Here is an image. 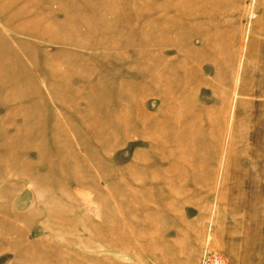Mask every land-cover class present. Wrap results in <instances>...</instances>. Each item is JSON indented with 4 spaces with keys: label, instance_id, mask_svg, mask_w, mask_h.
<instances>
[{
    "label": "rangeland",
    "instance_id": "374dc122",
    "mask_svg": "<svg viewBox=\"0 0 264 264\" xmlns=\"http://www.w3.org/2000/svg\"><path fill=\"white\" fill-rule=\"evenodd\" d=\"M205 249L264 264V0H0V264Z\"/></svg>",
    "mask_w": 264,
    "mask_h": 264
},
{
    "label": "built area",
    "instance_id": "2783aa9c",
    "mask_svg": "<svg viewBox=\"0 0 264 264\" xmlns=\"http://www.w3.org/2000/svg\"><path fill=\"white\" fill-rule=\"evenodd\" d=\"M200 264H226V262L222 256L205 249L201 254Z\"/></svg>",
    "mask_w": 264,
    "mask_h": 264
},
{
    "label": "bare ground",
    "instance_id": "6f19581e",
    "mask_svg": "<svg viewBox=\"0 0 264 264\" xmlns=\"http://www.w3.org/2000/svg\"><path fill=\"white\" fill-rule=\"evenodd\" d=\"M174 135V134H173Z\"/></svg>",
    "mask_w": 264,
    "mask_h": 264
}]
</instances>
